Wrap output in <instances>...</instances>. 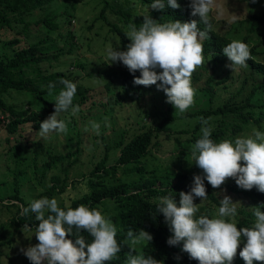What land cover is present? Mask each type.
<instances>
[{"label": "trees", "instance_id": "obj_1", "mask_svg": "<svg viewBox=\"0 0 264 264\" xmlns=\"http://www.w3.org/2000/svg\"><path fill=\"white\" fill-rule=\"evenodd\" d=\"M56 0H0V31L2 29L15 32L13 39L6 42L0 41V128H4L9 137L19 134L21 127H32L35 131L40 130V124L54 112V103L59 92L64 88L60 83L62 79H67L77 86V92L73 99V105L90 103L92 108L99 106V102L92 100L90 91L101 84L107 93L106 102H100L104 112L107 114L108 105L118 104L128 100L132 103H138L142 100L145 93V86L135 85L134 75L120 62L108 64L102 62L100 69H94V72L88 71L86 63L81 60L72 62V66L77 68L75 72L65 71L63 69L49 70L46 64L53 67L54 62L62 56L72 55L77 48L79 38L74 31L67 30L66 33L59 31L61 24L57 23L60 17H65L67 24L71 22L67 17H74L72 12L65 8L61 15L44 14L37 16L36 12L44 11ZM249 1V0H244ZM153 0H101L102 7L98 21L106 24L111 39L119 38V43L113 48L120 51L127 50L126 46L130 40L125 35V28L135 23L137 28L143 23L141 8L150 15L152 19L158 22H171L179 20L190 22L196 20L198 28L207 33L206 38L202 40L204 49V65L197 68L192 74L191 83L201 81L205 77L204 90L209 95L208 108L189 112L190 114L175 116L177 118L197 119V122L191 129L179 131V135H185L186 153L192 151V146L202 137L201 118L209 119L211 127V139L215 142H221L224 138H234L240 131L253 128L264 133V63L256 58L264 53L262 45L264 43V10L257 12L251 8L248 15L240 19H235L228 23L227 30H219L218 25L209 15V28L200 21V17L191 15V0H177L180 7L173 9L167 6L163 10L151 8ZM139 6V7H138ZM115 17V21H109L107 13ZM29 21L27 17H31ZM36 26H42L43 30L34 29ZM21 29H20V28ZM34 30V33H33ZM36 33V34H35ZM62 39L64 45L69 46L65 51L62 46L56 43L52 35ZM233 40H240L249 45L251 59L247 60L248 67H244L245 80L239 88L233 92L232 96L221 106L210 108V93L214 95L212 80L214 74H217L219 65L227 57L223 53V48ZM94 64H92V67ZM210 70L214 74L210 75ZM86 71V74H84ZM159 71V69H157ZM135 76H140L137 71ZM227 79V78H225ZM99 82V84H98ZM223 82V81H222ZM222 82L218 84L221 85ZM53 84L52 94L49 95V84ZM94 83H97L94 85ZM250 86L246 91V87ZM225 85V84H224ZM222 85L224 88H226ZM193 88H195L192 85ZM11 92L19 94L28 93L35 102L31 108L18 109L10 104L6 95ZM112 96V97H111ZM113 99V100H111ZM71 108V107H70ZM108 109V111H107ZM174 117V118H175ZM164 118L154 127L144 125V130L129 137L121 135L113 146L106 145L103 155L93 160L92 169L89 175L83 180L87 182V189L82 196L70 199L68 206L73 208L84 204L89 208L98 209L100 206L108 207L113 205V214L111 221L117 227L116 239L121 246V251L117 258L106 262V264H126L127 257L132 247L127 238L129 229L138 233L140 229L148 231L152 236L151 242H144L137 245L133 254H143L145 258L152 256L160 260V264H199L197 260L190 259L189 254L182 251L183 243L170 246L167 239L172 235L168 225L164 221L162 213H158L159 198L169 196L173 197L179 206V193L186 188L184 192H189L193 182L186 186L176 184L172 187L169 179L179 178L178 174L165 171L163 177L160 165H153L152 160L157 159L153 155V150L160 143L161 134L169 137L170 127L166 124L174 120ZM174 133V132H173ZM10 139V138H9ZM7 139L9 142L10 140ZM18 142V141H17ZM23 147L18 143L17 148H13L15 161L18 162ZM117 152L115 160L112 162L111 154ZM182 157V156H181ZM72 154L51 153L47 154V160L42 163L40 169L46 175L48 171L56 170L60 166L57 174L50 178L51 185L40 193L36 199L53 198L55 195L66 193L68 190V176L70 169L76 164L77 160H72ZM159 159V157H158ZM190 163H188V166ZM121 171L120 174H118ZM18 171L15 175L14 195L10 197L12 201L20 203L16 216L12 219L14 223V234L20 232L35 233L38 221L35 214L29 212L28 215H21L22 209L28 207L29 203L19 193ZM184 177V176H183ZM74 183V182H73ZM205 188L208 194L204 203L198 209L202 213L196 216H208L215 213L213 218H218V209L220 200L225 195L229 196L233 202H237V215L231 218L238 228H251L255 223V207L264 204V193L259 192L255 187L251 190H244L237 186L232 178L217 189L212 188L208 182H205ZM3 198H0L2 202ZM64 208L65 205H59ZM264 211V208H261ZM111 213V211L109 210ZM204 212V213H203ZM49 213H45L47 217ZM229 219V218H225ZM24 225H29L25 228ZM74 235H69V239L75 240ZM82 235L87 243H91L92 237L86 231L78 233ZM243 239L238 249L237 255L232 264H245L239 256V250L243 248ZM179 256L180 259H175ZM25 264H31L28 259ZM254 264H259L255 262Z\"/></svg>", "mask_w": 264, "mask_h": 264}, {"label": "clouds", "instance_id": "obj_2", "mask_svg": "<svg viewBox=\"0 0 264 264\" xmlns=\"http://www.w3.org/2000/svg\"><path fill=\"white\" fill-rule=\"evenodd\" d=\"M255 3L256 0H251ZM164 0H153L151 8L163 10ZM167 6L178 9L177 0H167ZM192 16H199L200 21L209 28V14L219 10L221 5L216 0H191ZM143 23L137 28L135 23L128 25L125 33L130 43L127 50L120 51L112 46L106 50L110 64L120 62L134 75L135 85H157L162 90L167 103L180 113H185L194 104L196 90L192 87L191 77L197 68L204 65L202 40L207 33L198 28V22H158L150 15L143 16ZM223 53L231 61L229 67L234 71L248 67L251 59L248 44L233 40L223 48ZM157 69L160 71L158 72ZM139 71L140 76H135ZM160 81L161 83L157 84ZM64 88L59 92L54 103V112L40 124L38 134L42 139L52 133H66L67 126L58 119V115L72 107L77 92L75 83L62 79ZM49 95L53 84H49ZM79 107L73 108V113ZM209 119L201 118L202 137L192 146L194 164L202 170L203 175H194L189 192L179 193V206L173 197L159 198L158 213H162L165 223L172 235L167 244L176 246L183 243L182 251L199 264H232L240 248L239 256L245 264H264V204L255 207V223L251 228H238L231 221L237 215V202L227 195L220 200L218 218L196 216L198 205L195 198L207 199L205 180L212 188H220L229 178L235 180L238 187L251 190L254 187L264 193V133L253 128L252 135L237 137L234 142L225 139L213 141ZM93 129L99 132V125L93 123ZM85 131H88L85 128ZM34 213L38 226L35 229V245L21 247L20 252L31 264H106L117 258L121 251L118 243L117 227L102 212L84 204L73 208L60 207L55 198L32 200L28 207L22 209L21 215ZM49 213L45 217V213ZM229 218V219H225ZM29 228V225H24ZM75 240L69 239L74 235ZM86 231L93 238L87 243L78 233ZM127 238L131 248L126 264H160V260L141 254H133L137 245L151 242L153 236L140 229L134 233L129 229ZM179 260L180 257L176 256Z\"/></svg>", "mask_w": 264, "mask_h": 264}, {"label": "rangeland", "instance_id": "obj_3", "mask_svg": "<svg viewBox=\"0 0 264 264\" xmlns=\"http://www.w3.org/2000/svg\"><path fill=\"white\" fill-rule=\"evenodd\" d=\"M216 2L221 5V8L214 10L209 15L218 25V29L224 31L235 19L248 15L251 8L255 7L257 12L264 10V0H256L255 3H252L251 0H216ZM66 7L69 8L68 11L72 12L74 17H67L71 25L67 24L65 17H60L59 21L57 19V23L62 25L59 31L64 33L67 30L74 31L77 38H79L77 48L71 56L66 54L56 62L53 60L55 66L51 67L46 64V67L49 70L59 68L75 72L77 68L71 64L75 60H81L86 63L88 71L94 72L93 68L100 69L103 61L110 64L106 50L109 46L114 47L117 45L119 38L116 37L112 40L106 24L98 21L102 7L101 0H56L47 9L40 11V14L36 12V15L42 16L50 13L59 16L64 13ZM139 8H141V14L146 15L147 10H143L142 7ZM27 18L30 21L32 16ZM107 18L111 22L115 21V17L110 12L107 13ZM34 29L43 30L42 26L36 25ZM127 31L128 29L125 28L124 32ZM14 35H16L15 32L2 29L0 31V41L6 42L13 39ZM52 38L56 39V43L62 46L65 51L68 50L69 46L64 45L63 40L58 38L57 34L52 35ZM262 49H264V43ZM256 59L264 63V53ZM230 63L231 61L226 57L219 65L217 74L210 70V75L214 74L212 80L214 95L210 93V108L221 106L245 80L246 76L243 68L233 72L231 68L226 67ZM92 64H94L93 67ZM84 74H86V71H84ZM204 82L205 77L201 81L192 83L196 90L194 104L185 113H180L172 104L167 103L165 93L158 90L157 85H151L145 86L144 97L140 102L132 103L125 100L118 104L108 105L107 108L110 111L107 109L109 113L106 114L100 102H106L108 95L98 82L99 85L95 89L93 88V91H90L93 94L91 99L99 102L96 109L92 108L89 102L84 105L77 103L58 115V119L64 121L67 126L66 133H52L47 138L42 139L38 134L39 130L35 131L32 127H21L18 135L9 137L6 130L0 128V198H3L0 202V264H25L28 258L20 252V248H27L29 245L38 243L34 233L20 232L14 234L12 219L16 216L21 204L12 201L10 197L14 195L15 175L18 171H21L18 174L19 193L30 204L32 200H35L40 193L51 185L50 178L60 170V166H58L56 170L48 171L46 175L42 173L40 166L47 160V154L49 152L61 154L70 152L72 154L71 159L77 161L69 172L68 190L64 194L53 197L59 205H67L70 199L82 196V193L87 189V182L83 178L89 175L92 169L90 164L94 163L93 160L98 157L101 158L107 144H109L107 146H113L121 135L129 137L142 132L145 124L154 127L164 118L185 116L190 114L189 112L208 108L209 95L204 90ZM219 82H222V84L219 85ZM159 83L161 82L158 81L157 84ZM249 88L248 84L244 94ZM6 99L18 109L31 108L35 104L28 93L11 92L6 95ZM76 106L79 107V111L73 113V108ZM170 120L166 126L170 127L171 133L168 134L169 137L166 134H161L160 143L153 150V155L157 159H153L152 162L154 166L160 165L162 172L160 176L162 177L163 174L165 175L166 169L178 174V176L182 175L179 178L169 179L172 187L180 183L182 186H186L193 182L194 175H203V173L194 164L192 151L190 153L185 152L186 146L189 145L185 141V135H179L178 132L191 129L197 119L175 117L174 120ZM93 123L99 125L98 134L92 127ZM85 128L88 131H85ZM250 135H252L251 125L249 129L240 131L234 138H224V140L229 139L234 142L237 137ZM7 139L10 141L8 142ZM18 143L22 145L23 149L19 161L16 162L13 148H17ZM116 154L117 152L111 154L112 162L115 160ZM188 163H190L189 166ZM118 174L121 177V171ZM205 182L207 183V180ZM182 190L185 191L186 188ZM194 203L199 204L198 209L201 208L202 204L207 206L200 198H195ZM98 210L110 219L113 214V205L110 203L108 207L100 206ZM199 212L198 210L197 213ZM214 215L216 214L213 213L210 217L213 218Z\"/></svg>", "mask_w": 264, "mask_h": 264}]
</instances>
